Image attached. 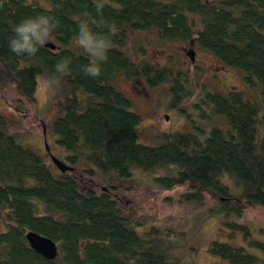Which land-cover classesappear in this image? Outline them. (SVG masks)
<instances>
[{
    "label": "trees",
    "instance_id": "trees-1",
    "mask_svg": "<svg viewBox=\"0 0 264 264\" xmlns=\"http://www.w3.org/2000/svg\"><path fill=\"white\" fill-rule=\"evenodd\" d=\"M104 3L103 19L116 32L101 75L91 78L82 71L90 58L74 40L78 23L99 20L95 0H0V86L11 83L30 103L39 74L62 88L48 131L62 147L65 163L79 166L83 177L157 173L154 180L161 189L187 184L179 200L198 203L206 193L223 215H239L233 201L264 208V0ZM38 14L58 20L50 41L54 48L17 56L8 47L12 27ZM107 25L92 27L107 33ZM133 31H154L162 42L194 41L222 65L239 69L258 99H246L238 90L201 88L203 108L222 118L224 128L168 131L159 134L157 144L137 142L140 116L112 80L140 76L148 86L166 84L170 107L184 97L185 88L182 74L170 66L131 59L125 46ZM63 58L71 60L70 71L59 77L54 66ZM109 182L106 190L81 189L70 171L50 170L41 155L15 139L0 114V264H191L174 253L170 230L150 225L137 231L141 223L123 214L113 193L118 187ZM226 224L240 232L241 242L213 239L209 253L228 264H264V237H252L243 224ZM27 231L54 241L57 256L46 260L33 251L24 237Z\"/></svg>",
    "mask_w": 264,
    "mask_h": 264
},
{
    "label": "rangeland",
    "instance_id": "rangeland-1",
    "mask_svg": "<svg viewBox=\"0 0 264 264\" xmlns=\"http://www.w3.org/2000/svg\"><path fill=\"white\" fill-rule=\"evenodd\" d=\"M190 42L196 49L197 68L180 48L186 42H162L154 31H133L128 34L125 50L133 61L170 66L182 74L185 88L184 97L170 107L166 84L148 86L140 76L130 80L117 76L112 80V86L129 98L132 110L140 116L135 126L137 142L157 144L159 134L168 131L194 132L198 128L207 130L211 126L224 128L226 125L222 118L203 108L199 101L201 88L220 92L238 90L246 99H258L256 88L245 86L239 69L224 65L222 68L216 67L211 54L199 49L194 41ZM46 82L43 73L37 75L34 103L19 97L11 83L0 86V114L8 119L9 130L15 139L41 155L50 170L54 171L56 168L50 160V154L64 163L65 160L62 147L54 142L55 137L48 129L56 115V103L61 100L63 90L59 85ZM262 113L264 115V109ZM78 168L72 166L73 171L70 173L81 189L99 191L108 185L109 178V183L118 187L113 193L120 199L123 214L141 223L137 231L145 230L150 225L170 230L173 233L170 238L176 244L174 253L191 264H228L207 249L213 239L241 242L240 232L229 227L226 222L245 225L252 237H264L263 207L233 201V205H238L239 215H223L215 210L213 200L206 193H203L198 203L179 200V194L186 189L187 184L161 189L154 180L157 173L134 172L123 178L111 172L112 175L97 174L89 179L80 175ZM225 181L233 193L238 191L230 180ZM38 208L42 207L38 205Z\"/></svg>",
    "mask_w": 264,
    "mask_h": 264
},
{
    "label": "clouds",
    "instance_id": "clouds-1",
    "mask_svg": "<svg viewBox=\"0 0 264 264\" xmlns=\"http://www.w3.org/2000/svg\"><path fill=\"white\" fill-rule=\"evenodd\" d=\"M104 0H95L99 20H82L77 25L75 45L82 49L90 58L88 64L84 65L82 71L91 78L101 75L102 65L108 59L109 49L112 47L111 36L115 34L114 25H107L103 19ZM107 25L108 32L102 33L93 30L94 24ZM58 27V20L51 14H38L28 16L12 27L13 36L8 41L9 49L17 56L33 57L53 38V32ZM71 60L63 58L55 66V73L59 77L67 75L70 71ZM58 82V78L56 80ZM47 84V82H46Z\"/></svg>",
    "mask_w": 264,
    "mask_h": 264
},
{
    "label": "water",
    "instance_id": "water-1",
    "mask_svg": "<svg viewBox=\"0 0 264 264\" xmlns=\"http://www.w3.org/2000/svg\"><path fill=\"white\" fill-rule=\"evenodd\" d=\"M45 47L53 49L54 45L51 42H48L45 44ZM186 55L188 56L189 60L193 59L192 50L187 51ZM44 146H45V150L48 152L45 142H44ZM50 160L59 172L72 170V166L67 165L66 163L62 162L61 160L52 156L51 154H50ZM101 190H106V189L105 187H102ZM24 236L29 247L44 259L53 260L57 256V245L51 239L33 231L25 232Z\"/></svg>",
    "mask_w": 264,
    "mask_h": 264
},
{
    "label": "flooded vegetation",
    "instance_id": "flooded-vegetation-1",
    "mask_svg": "<svg viewBox=\"0 0 264 264\" xmlns=\"http://www.w3.org/2000/svg\"><path fill=\"white\" fill-rule=\"evenodd\" d=\"M187 45V46H186ZM180 48H181V50H182V52L184 53V55L188 58V56L186 55V51H189V50H192L193 51V59L192 60H189V58H188V60H189V62H191V64L195 67V68H197V66H195V65H197L196 63H195V60L197 59L196 58V49L194 48V46H193V44L190 42V41H187L186 42V44H182L181 46H180ZM199 49H201V48H199ZM201 50H203V49H201ZM203 51H205V50H203ZM205 52H207V51H205ZM208 53V52H207ZM210 54V53H209ZM213 63H214V65L217 67H220V68H222L223 67V65L219 62V61H217L216 59H213ZM202 62V61H201ZM214 90H216V89H214ZM218 91V90H217ZM228 91H230V90H226V91H221L222 93H226V92H228Z\"/></svg>",
    "mask_w": 264,
    "mask_h": 264
},
{
    "label": "crops",
    "instance_id": "crops-1",
    "mask_svg": "<svg viewBox=\"0 0 264 264\" xmlns=\"http://www.w3.org/2000/svg\"><path fill=\"white\" fill-rule=\"evenodd\" d=\"M56 168V167H55ZM57 169V168H56ZM25 237V236H24ZM26 240V239H25ZM27 242V241H26Z\"/></svg>",
    "mask_w": 264,
    "mask_h": 264
}]
</instances>
